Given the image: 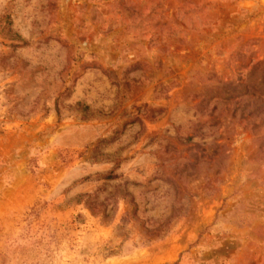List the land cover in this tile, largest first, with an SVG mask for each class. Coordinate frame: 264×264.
Wrapping results in <instances>:
<instances>
[{"label": "rangeland", "instance_id": "374dc122", "mask_svg": "<svg viewBox=\"0 0 264 264\" xmlns=\"http://www.w3.org/2000/svg\"><path fill=\"white\" fill-rule=\"evenodd\" d=\"M0 264H264V0H0Z\"/></svg>", "mask_w": 264, "mask_h": 264}, {"label": "trees", "instance_id": "16d2710c", "mask_svg": "<svg viewBox=\"0 0 264 264\" xmlns=\"http://www.w3.org/2000/svg\"><path fill=\"white\" fill-rule=\"evenodd\" d=\"M101 213H102L103 217H107L108 216V214H105V209H102Z\"/></svg>", "mask_w": 264, "mask_h": 264}]
</instances>
